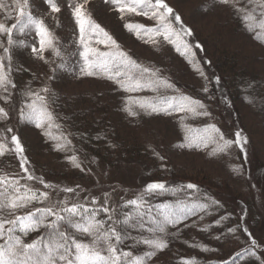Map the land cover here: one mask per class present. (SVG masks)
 <instances>
[{
	"label": "snow or ice",
	"instance_id": "6c2138e0",
	"mask_svg": "<svg viewBox=\"0 0 264 264\" xmlns=\"http://www.w3.org/2000/svg\"><path fill=\"white\" fill-rule=\"evenodd\" d=\"M103 2L113 7L121 19L126 14H134L152 21L151 27L140 23H125L124 27L146 44L156 47L164 42L173 46L205 81L202 92L207 100L215 99L212 88L219 90L221 78L209 77L199 66L200 60L195 58L193 48L201 49L202 46L199 43L193 45L186 39L193 36L192 29L166 0ZM43 3L59 26L54 15L61 12L57 0H43ZM88 4L89 0H68L78 30V53L69 56L62 51L58 37L44 17L35 15L34 0H0V161L14 156L23 173L20 175L0 167V264H153L154 258L178 238L182 228L197 227L198 220L210 215V210L221 207L219 201L191 182L173 185L162 180L151 181L133 198L127 199L119 194L122 190L114 186L98 197L78 184L57 185L37 175L30 167L17 134L21 125L41 130L46 139L54 141V151L72 153L65 155V159L73 168L86 174L91 172L76 154L79 150L69 138L72 133L52 131L64 127L59 120L68 119L56 112L60 97L50 87L57 79L58 71L77 79L102 75L125 93L151 92L154 94L151 97L127 96L122 111L129 117L183 114L180 121L185 135L184 142L177 145L179 148L200 151L213 145L211 155H227L236 147L247 162L249 140L243 130L235 131L234 139L227 138L212 122L214 117L209 103L183 93L163 70L139 63L122 50L92 18L86 7ZM217 4L232 9L245 30L255 33L253 38L259 41L260 33L264 32V0H213V5ZM99 45H104L105 50ZM24 52L48 64L50 73L43 79L33 73L31 80L20 88L14 77L28 71L17 61V53ZM46 52L51 53V59L45 56ZM77 54L79 60L74 61ZM34 82L39 86L34 87ZM222 100L231 107L227 96ZM261 101L264 96L245 97L246 103L264 110ZM200 119L208 121L203 128L184 123ZM101 138L99 135L93 137ZM155 155L159 160H165L158 153ZM91 162L94 163L95 158ZM11 167V164L7 165V168ZM231 171L239 176L243 166H233ZM36 185H42V189ZM162 196L171 199L153 203ZM245 216L246 210L238 227H243L250 243L235 253L232 264H247L253 259L256 264H264V245L258 244L244 226ZM226 219L227 216H221L200 230L208 231ZM238 227L226 231L239 239L235 236ZM223 237L224 233H221L215 239L219 241ZM189 246L200 247L201 251H215L207 246ZM195 259L181 257L179 264H195Z\"/></svg>",
	"mask_w": 264,
	"mask_h": 264
},
{
	"label": "rangeland",
	"instance_id": "374dc122",
	"mask_svg": "<svg viewBox=\"0 0 264 264\" xmlns=\"http://www.w3.org/2000/svg\"><path fill=\"white\" fill-rule=\"evenodd\" d=\"M166 2L180 14L184 23L192 29L193 36L188 38L193 41V45L199 43L202 46L201 49H197L199 51V56L203 55L207 60L210 55H214L217 50L230 49L233 53H229L228 56H237L238 60L242 63L243 69L239 67V64H236L232 66L225 65V70H233L235 74L244 73L245 76L243 78L249 76L251 78L259 77L264 79V32L260 33V36L262 35V41L254 39L253 36L255 33H249L245 30V27L242 25L240 19L236 17L232 9L218 4L214 6L213 0H166ZM34 3L36 6L35 15L44 17L45 23L58 37L62 51L69 56L73 53H78V30L72 18L68 0H57L61 12L54 15L59 21V26H57L56 20L52 18L53 14L49 12L48 6L43 3V0H34ZM86 7L95 22L104 28L105 31L117 41L121 49L131 55L137 62L146 66L160 68L163 70L164 75L168 76L182 92H184L183 90H188L200 97L197 99L209 103L210 110L214 117L212 122L221 129L227 138L234 139L232 135L228 136L227 127L231 124L226 125L221 122L223 121L222 115L225 117V121L231 120L230 112L225 113V111H221L223 107L224 109L226 108V106L223 105L222 94L228 85L229 76L225 74L223 76L220 73L217 74L213 67H211V70H208L200 62L199 66L204 69L209 77L216 75L221 78L219 90H217L216 87L212 88V95L215 96V99L208 101L207 97L202 92L205 81L194 71L193 65L189 64L185 57L181 56L173 46L164 42H161V44L156 47L151 43L146 44L143 39H137L134 33L129 32L124 27L125 23H140L151 27L153 25L152 21L134 14H126L125 17L121 19L120 14L115 11L113 7L105 5L103 0H89V4ZM46 13L47 15H45ZM98 47L101 50H105L104 45H99ZM195 49L196 48H193L194 52ZM45 56L51 59L50 52H46ZM199 56L196 54L195 58L200 60ZM76 60H79L78 54L74 56V61ZM17 61L22 65H25L29 61L33 62L34 65L44 63L43 61L32 58L27 52L17 53ZM59 62L57 58V63ZM231 62L233 63V59ZM45 66L47 72H50L49 65L45 64ZM56 76L57 83L55 85L57 89L67 94L72 100H75V95L78 93L80 94L90 90L98 93L99 89L105 86L103 91H107L108 89L111 93H114L115 102H117L121 110L124 107L125 98L129 95L133 97H151L154 95L147 91L140 93H125L120 90L116 84L107 80L102 75L93 77L83 76L77 79L67 73L58 71ZM14 78L17 86L20 88H22L28 80L26 77L22 79L16 75ZM34 85L38 84L35 83ZM90 101L91 100H86L84 102L86 107L89 106ZM236 107L240 115L239 120L242 119L240 123L249 127L252 131L251 133L246 132V134L252 141L254 154L261 160H264V116L257 113L255 107L246 103L245 97H240L236 100ZM182 115L183 114L180 113L174 114L173 116L140 115L138 117L139 119L137 121L135 120L131 125H135V129L139 127L140 131H142L145 126L146 130L143 131L145 135V139H143L144 145H146L148 141L160 147L164 144L169 152L168 159L172 162H177V165L184 168V170H195L198 165H202L212 175L221 176L222 179L229 184L227 186L228 192L233 194L237 191L239 194L238 198L245 203L246 210L252 215L249 221L252 226L251 232L254 233L257 243L264 245V178L261 176V173H256L254 171V173L249 175L247 171L244 172L243 170V173L237 176L231 171L233 166L243 163L236 147H233L230 150V154L227 155H211L213 145H209L208 149L200 151H189L179 148L177 145L184 142L185 135L180 121V116ZM207 122L206 119L184 121V123L190 124L193 128H203ZM17 134L21 138L26 156L30 158V161L35 164L37 169L43 170V173L46 174L47 178L51 179L53 184H58L60 182L88 183L96 180L97 177L98 179L110 177L112 179L122 180L126 183L130 182L129 180L127 181L128 173L125 169L108 164L102 165L98 162V157L95 154L88 155L87 159L80 157L84 162L83 166L86 169L90 168L91 172L86 174L79 169L73 168L65 159V155L71 154L63 155L60 152L54 151L53 143L45 142V136L42 135L41 130L36 129L34 126L21 125L17 130ZM147 146L148 145H146V147ZM76 154L80 156L79 153ZM242 156L244 157L243 154ZM92 158H95L94 163L91 162ZM9 161H11V159ZM1 162L2 161H0V163ZM163 162L165 163V161ZM129 170L134 171V167L129 168ZM236 208L237 206H235V209ZM214 211H216V209L210 210V215L205 216L203 220H198V226L194 228H205L213 224V222L218 220L221 216H225V214H222L219 218L214 219ZM240 213L243 212L238 208L235 220L238 218L240 219ZM192 219L198 218L193 217ZM240 225V222L238 224L233 222L232 225H227L223 222L218 226L210 228L208 230L210 233L209 236L215 237L224 233V237L219 241H222V247H225L228 253H230L234 251V249L242 247L249 242L248 236L243 232V227H238ZM230 227H238L235 236H238L239 239L227 233L226 230ZM234 259H236V257ZM242 264H244V262H242Z\"/></svg>",
	"mask_w": 264,
	"mask_h": 264
},
{
	"label": "trees",
	"instance_id": "16d2710c",
	"mask_svg": "<svg viewBox=\"0 0 264 264\" xmlns=\"http://www.w3.org/2000/svg\"><path fill=\"white\" fill-rule=\"evenodd\" d=\"M261 37L262 35L260 36L259 41H262ZM186 39L193 44V41L190 38L187 37ZM195 52L197 56H199V51L197 49H195ZM231 52L233 53V51L226 48L221 51L217 50L216 53H214V55L211 54L207 60L203 55L199 56V58L201 60L200 62L206 69L211 70V67H213L217 74L220 73L223 76L225 74L230 78L222 97H228L231 101V107H227L223 102V105L226 106V108L224 109L223 107V109H221V111H225V113H231L230 121H225L223 115V121H221L226 125L231 124L228 126L229 128L227 127L228 136L232 135L234 137V133L237 130H243V133L247 136L246 132L251 133L252 131L249 127L240 123L242 119L239 120L240 115L237 112L236 100L240 97L242 98L246 96H264V79L259 77L251 78L249 76L243 78L245 76L244 73L235 74L233 70H225V65L232 66L236 64H239V67L243 69L242 63L238 60L237 56H228ZM232 59L233 63L231 62ZM205 61H210L211 63L207 64ZM23 66L28 69V71L16 74V76L21 77L22 79L26 77L28 78L27 81L31 80L33 73L41 79H43L44 75L50 73L47 72L45 63L34 65L33 62L29 61ZM252 82H255V84L253 85ZM56 83L57 79L50 84V87H52L60 97L58 106L55 110L60 116L67 117L68 119L59 120L58 122L64 127L61 129L53 128V133H56L57 131L71 132L72 135L69 138L72 140L73 146L79 150L77 153H79L80 157L87 159L88 155L95 154L97 155L100 164H108L117 168L125 169L128 173L127 181H130L126 183L122 180L112 179L110 177L100 179L97 177L96 180L88 183L56 182L58 183L57 185L68 186L78 184L98 197L102 196L103 191L109 190L114 186L118 190H122L119 191L120 195H125L127 199H131L144 184L151 181L162 180L173 185L191 182L198 185L203 192H206L209 196L214 197L220 202L221 207L216 208V211H214V219L225 214V216L228 217V219L224 221L227 225H232L233 222L237 224L239 222L241 223L239 218L235 220L236 212L239 208L240 211L243 212L240 213V215H244L246 205L238 198L239 194L237 191L235 190V193L230 194L227 189L229 184L226 183L221 176L218 177L212 175L202 165H198L195 170H184V168L177 165V162H172L168 159L169 152L164 144L160 147L153 145L148 141L146 142V145L149 147H146L143 143V139H145L143 131L146 130V127L144 126L142 131H140L139 127H136L135 129V125L131 124L139 118L127 116V114L120 109L117 102H115L114 93H111L107 88V91H103L105 86H102V89L100 88L98 93L95 91L93 92V90L80 94L78 93L75 95V100H72L67 94L57 89L55 85ZM34 84L35 82L33 83L34 87L39 86ZM183 91V93L187 95L200 98L198 95L191 93L188 90ZM86 100H91L87 107L84 104ZM260 103L264 104V101H261ZM255 111L261 116H264V110H261V108L255 107ZM84 134H87L86 137H84ZM97 135L102 138L93 139V137H96ZM247 137L249 140V143L246 146L247 162H245L244 157L242 156L243 153L237 148L238 153L240 154V159L243 162L241 164L243 170L244 172L247 171L249 175L254 173V171L256 173H261V176L264 178V160H261L254 154L252 141L249 136ZM44 141L54 143L53 140L46 139L45 137ZM60 153L63 155L72 154L71 152ZM156 153L165 157V163L157 158V155H155ZM10 159L11 161H9ZM28 159L30 161V158ZM8 164H11L12 167L7 168ZM162 164L164 167L161 166ZM0 167H3L5 171L19 172L20 175H23L19 170V161L16 160L14 156H10L6 160L4 159V161L0 163ZM30 167L37 175H42L46 181L51 182V179L46 177L43 170L37 169L35 164L31 161ZM131 167H134V171L129 170ZM36 186L42 189V185ZM61 196H63L62 193ZM165 199H171V197L162 196L153 200V203H159ZM235 206H237L236 209ZM251 218L252 215L246 210L243 224L244 226H247L252 237L256 239L254 233L251 232L252 226L249 222ZM200 229H195L191 226L188 228H182L178 238L170 243L168 249L159 253L157 257L154 258L153 264H179L181 257H195V264H229L232 263L235 258V253L242 248L247 247L250 243L249 241L246 245L228 253L225 247H222V241H218L215 237L209 236V231H201ZM35 235L36 234L34 233L33 236ZM190 244L207 246L208 249H215V251H201L200 247H190ZM248 263L256 264L254 259L248 261Z\"/></svg>",
	"mask_w": 264,
	"mask_h": 264
}]
</instances>
